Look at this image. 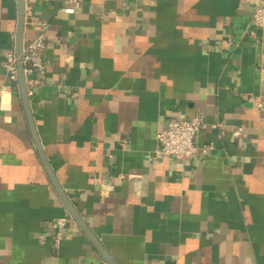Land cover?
I'll return each mask as SVG.
<instances>
[{
    "label": "crops",
    "instance_id": "0c3cea01",
    "mask_svg": "<svg viewBox=\"0 0 264 264\" xmlns=\"http://www.w3.org/2000/svg\"><path fill=\"white\" fill-rule=\"evenodd\" d=\"M261 1L82 0L67 13L26 0L24 44L46 26V70L28 77L40 141L118 264H264ZM17 25L18 0H0V264H108L73 219L52 244L67 210L18 84L1 89ZM197 114L199 152L159 155L157 132Z\"/></svg>",
    "mask_w": 264,
    "mask_h": 264
},
{
    "label": "built area",
    "instance_id": "2783aa9c",
    "mask_svg": "<svg viewBox=\"0 0 264 264\" xmlns=\"http://www.w3.org/2000/svg\"><path fill=\"white\" fill-rule=\"evenodd\" d=\"M81 1L65 0L66 4L62 9L67 13H75L76 9L81 5ZM252 18L257 25L264 26V0L256 5ZM45 27V24H43L41 31L23 46V65L29 95L32 92L31 84L34 81L33 79H28L29 75L33 73L42 75L46 70V62L43 57L46 41ZM3 69L7 83L2 84L1 89H7L11 85L18 84L17 55L14 48L6 51ZM262 80L264 81V73ZM262 107L263 104L259 102L258 108L261 109ZM203 127H205V121L201 114H197L191 118L183 117L169 120L167 126L157 132L159 147L156 152L159 155L172 159H190L200 150L197 136ZM245 134L243 126H237L232 131V136L236 138L242 137ZM201 148L202 152L206 153L213 148V145H203ZM71 220L72 218L68 212L52 220V244L54 247L60 245ZM43 240H45V235H43Z\"/></svg>",
    "mask_w": 264,
    "mask_h": 264
},
{
    "label": "water",
    "instance_id": "95a60500",
    "mask_svg": "<svg viewBox=\"0 0 264 264\" xmlns=\"http://www.w3.org/2000/svg\"><path fill=\"white\" fill-rule=\"evenodd\" d=\"M25 20H26V0H18V25H17L16 41H15V52L17 55V67H18V87L20 90L22 104H23V107H24V110L26 112V116L28 119L32 138L35 142L36 149L38 151V155L40 157V160L54 188L56 189L69 215L80 226V228L84 231V233L88 236V238L97 248V250L101 253L104 259L107 261V263L108 264H118L116 260L112 257V255L109 253V251L106 249V247L102 244L100 239L95 235V233L89 227L88 223L79 213V211L77 210V208L71 201L70 197L64 190V187L58 180L51 166V163L44 150L43 144L40 141V138H39V135L36 129L35 121H34V116H33L32 109H31L30 96H29L28 89H27V81H26V75L24 73V65H23L22 52H23V46H24Z\"/></svg>",
    "mask_w": 264,
    "mask_h": 264
}]
</instances>
